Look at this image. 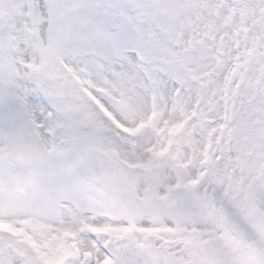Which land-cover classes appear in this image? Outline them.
<instances>
[{
  "label": "snow or ice",
  "instance_id": "1",
  "mask_svg": "<svg viewBox=\"0 0 264 264\" xmlns=\"http://www.w3.org/2000/svg\"><path fill=\"white\" fill-rule=\"evenodd\" d=\"M0 264H264V0H0Z\"/></svg>",
  "mask_w": 264,
  "mask_h": 264
}]
</instances>
